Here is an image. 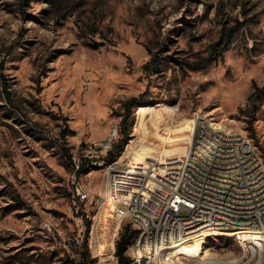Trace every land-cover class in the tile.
<instances>
[{"label": "rangeland", "instance_id": "1", "mask_svg": "<svg viewBox=\"0 0 264 264\" xmlns=\"http://www.w3.org/2000/svg\"><path fill=\"white\" fill-rule=\"evenodd\" d=\"M26 2L0 0V264H79L88 224L92 264L118 263L116 242L134 225L109 206L111 163L94 158L74 176L65 155L82 161L87 144L120 126L133 97L144 94V104L132 110L118 161L138 138L147 166L164 148L156 135L187 139L195 113L246 137L264 161V97L256 112L249 102L264 86V0ZM154 56L159 73L146 77ZM156 108L168 122L144 136L141 113ZM250 236L211 234L207 260L175 264H264V246Z\"/></svg>", "mask_w": 264, "mask_h": 264}, {"label": "built area", "instance_id": "2", "mask_svg": "<svg viewBox=\"0 0 264 264\" xmlns=\"http://www.w3.org/2000/svg\"><path fill=\"white\" fill-rule=\"evenodd\" d=\"M189 125L187 152L166 157L164 164L148 160L141 176L122 197H115V185L118 177L127 171V165H121L117 159L108 167L112 201L121 208L120 212L127 213L135 230L138 222H146L147 214H154V221L147 222L146 233L135 234L128 253L159 247L161 264H170L171 247L170 253H163L168 240L176 243L201 240L205 232L264 233V161L259 149L246 137L222 131L198 113ZM199 128H213V136L198 138ZM119 132V124L114 125L113 136L86 145L82 161L72 158L69 164L74 176L83 161L101 158L104 163L119 139ZM210 141H217L218 148H225V157L217 158L216 151L201 165L191 166L194 151ZM203 166H213L214 175H205ZM76 191L78 199H87L79 188ZM207 215H214V224H207ZM187 259L180 255V260ZM144 264L154 261L144 260Z\"/></svg>", "mask_w": 264, "mask_h": 264}, {"label": "bare ground", "instance_id": "3", "mask_svg": "<svg viewBox=\"0 0 264 264\" xmlns=\"http://www.w3.org/2000/svg\"><path fill=\"white\" fill-rule=\"evenodd\" d=\"M157 108H163V107L158 106ZM157 108L155 109V113H151L150 111L147 110H143L141 113V117H142L141 133L144 134V136H149L150 129L154 122L160 124L159 125L160 127L162 126V123L168 122V121L166 122V118L163 112H158ZM166 111L170 117H173V115L175 114L173 108L166 109ZM184 131L190 132L191 131L190 125H188L184 129ZM113 133L109 137L113 136ZM156 136L158 138V141L164 146V148H161L159 153L154 154V155H159L160 157L157 158L154 157L153 155L152 160H157L160 162V161H164L163 156L165 155L178 156L181 155L182 153L185 154L187 152V150L184 151L181 147L173 148V146L179 143L183 144L186 142V140L190 142V137H188L187 139H184L182 137H180L179 139L177 138L172 139L168 137H163L159 134ZM209 136H213V128H199L198 138H208ZM137 140L138 138L136 140H133L127 146L126 151H124L125 152L124 156H126L127 159L120 161V163H122L129 159L126 163L127 171L124 173V175L118 177L117 183L115 185V197H122V194L125 193V190H129V185H133L134 180L138 179V177L141 176L142 169L145 168L146 166V160L144 159L145 158L144 154L146 153L147 150L145 146L146 141L142 142L139 145V148L135 150L134 144L136 143ZM216 151H217V158L225 157V148H218L217 141H210L208 143L203 144L201 148H197L194 151L193 158L191 159V166L201 165L202 161H205L207 157H213ZM203 173H205V175H214L213 166H203ZM109 206L111 207V209L118 208V206H116L115 202L113 201L110 202ZM118 209L119 211L121 210L120 208ZM153 221H154V214H147L146 222H138V225L136 226L137 235H143L144 233H146L147 222H153ZM207 224H214V215H207ZM116 233L117 230L114 232L113 240L109 244V247H111L112 250H115V239L117 236ZM211 234L214 233L213 232L202 233L201 240L197 239L196 241L183 240L180 243H176V240H168V246H163V253L170 251V247L171 250L177 249L176 252H171L170 264H175L176 263L175 258L180 255H185L189 258L194 256L197 258V257H202L204 254L202 260H207L208 259L207 256H209V252L208 251L204 252L203 243L205 238ZM244 234H251L250 240H252L257 246H264V233H260V234L244 233ZM104 247L105 246L101 245L102 249ZM99 256H101L102 258L105 256L103 250L99 253ZM128 256H129L128 264H144V260L154 261V264H161L162 251L159 247H151L148 248L147 250L132 251L128 253Z\"/></svg>", "mask_w": 264, "mask_h": 264}, {"label": "trees", "instance_id": "4", "mask_svg": "<svg viewBox=\"0 0 264 264\" xmlns=\"http://www.w3.org/2000/svg\"><path fill=\"white\" fill-rule=\"evenodd\" d=\"M26 4L31 2L32 0H26ZM160 59L157 56H154L150 59V61L145 65L144 71L146 77H150L153 74L159 73L160 70ZM144 94L140 95L139 97H133L129 100H127L124 104V115L122 117V122L120 124V138L115 143L114 148L111 152H109L106 160H109L110 163L114 162L117 159H114V155L122 152L124 146L128 143V137H129V128L128 123L130 120V116L132 113V110L134 108L142 107L144 104L143 100ZM264 97V86L258 87L256 86L254 89V92L249 97V102L253 108L252 111L256 112L261 104L262 98ZM66 138V134H63V140ZM67 152V151H66ZM69 162L72 161L71 156H67ZM92 161H83L80 165V169L77 172V176H81L84 174H87L91 168ZM90 233V224L87 225L85 239L82 243V261L79 264H92L93 260L91 257V252L89 249V238ZM135 234L137 235V231L135 228H132L131 225H126L123 230L120 233L119 239L116 242V252L115 256L118 261L117 264H128L129 263V256H128V249L132 242V239L134 238Z\"/></svg>", "mask_w": 264, "mask_h": 264}]
</instances>
